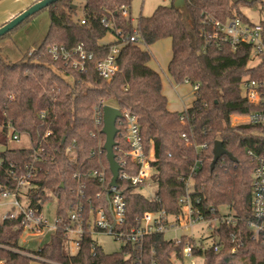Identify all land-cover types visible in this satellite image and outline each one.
I'll list each match as a JSON object with an SVG mask.
<instances>
[{
	"label": "trees",
	"instance_id": "16d2710c",
	"mask_svg": "<svg viewBox=\"0 0 264 264\" xmlns=\"http://www.w3.org/2000/svg\"><path fill=\"white\" fill-rule=\"evenodd\" d=\"M76 1L58 0L44 8L49 13V28L43 42L30 54L27 51L14 61L0 54V193L15 188L18 179L31 170L33 185L27 192L28 203L40 209L54 196L58 225L44 245L30 250L19 243L25 230L23 217L4 218L0 222L2 264H32L37 261L33 255L41 258L40 264L182 261L184 237L176 243L163 233H154L147 235L139 246L127 244L118 251L106 252L100 245L93 248L95 241L88 226L78 251L70 254L66 231L71 225L70 211L80 202L84 205L83 216L89 217L91 208L105 203L102 196L97 197L101 186L89 171L101 162L108 180L112 176L106 153L98 154V140L91 134L93 107L101 100L136 114L145 146L152 142L155 148L154 197L140 192L129 181L118 180L127 201V226L148 211L181 213L179 198L185 193L186 178L200 160L192 194L200 196L206 206L232 205L242 220L236 227L220 224L209 242L202 239L200 246L194 245V255L202 256L204 264H264V243L251 238L246 223L251 218L255 165L247 149L259 150L264 145V125L231 124L232 114L254 110L243 95L241 82L247 74L260 77V71L249 66L246 51L233 50L227 43L206 44L204 37L207 16L227 21L238 15L249 20L241 6L254 7L263 0H185L182 6H175L172 0L169 5L157 6L150 16L140 15L137 21L130 13L132 0H80L86 23H81L77 16V6H73ZM123 6L129 10L128 17L121 13ZM35 14L0 36V42ZM103 19L113 22L127 36L137 29L143 42L123 45L119 69L110 80L99 76L94 68L109 45L100 41L111 30ZM166 38L171 40L167 69L173 81L198 84L192 105L182 111L169 108L162 75L149 64V46ZM80 42L94 53L86 71L54 59L48 51L52 44L70 47ZM42 110H47L43 118ZM11 129L28 137L30 145L10 147ZM119 131L116 140L121 150L115 149L116 156L122 158L120 162L126 160L123 170L135 173L137 165L123 154L129 146L120 124ZM216 140H221L236 160L225 155L212 169ZM192 241L196 243L194 238Z\"/></svg>",
	"mask_w": 264,
	"mask_h": 264
},
{
	"label": "built area",
	"instance_id": "2783aa9c",
	"mask_svg": "<svg viewBox=\"0 0 264 264\" xmlns=\"http://www.w3.org/2000/svg\"><path fill=\"white\" fill-rule=\"evenodd\" d=\"M261 8L264 12V0ZM121 13L123 16L128 17V8L123 6ZM80 22L86 23L85 18L81 17ZM102 22L105 26L111 28L110 31L114 33L115 40L106 43L109 44L107 52L103 57L95 61L94 68L99 76L110 80L119 69L118 57L123 45L128 42L139 44H143V42L137 29H134L133 34L127 36L122 29H117L113 22H108L105 19ZM204 28L206 44L212 42L216 45L227 43L233 50L246 51L250 57L249 62L253 61V65L250 67L260 71V77L257 78L247 74L241 82L243 95L249 103L254 105V110L247 113L232 114L233 123L264 125V18L257 21L250 18L245 20L235 15L227 21H222L212 16H207L204 21ZM48 51L54 59L62 60L79 71H86L89 63L94 60V53L88 50L83 42L70 47L52 44L48 47ZM31 52L32 50L29 51V54ZM192 86L194 90L198 88V84ZM105 104L101 100L93 107L94 129L91 134L98 140V154L104 151L103 146L106 139L102 131L104 126L103 106ZM121 113L122 116L117 119V126L119 128L120 124L124 127V137L129 146V149L123 151V154L128 156L137 165L138 169L135 173L123 170L126 160L123 159L120 162L122 158L116 156L122 166L118 180L129 181L132 186L137 187L139 190V188H146L151 184L150 180L154 173L152 161L155 159V148L152 142L149 147L145 146L138 116L128 110L121 109ZM46 114L47 110H42L40 117L43 118ZM120 134L121 132L119 131L118 135ZM182 135L186 137L185 133ZM10 136L13 141L20 142L21 135L17 131L11 129ZM115 149L121 150L118 145L115 146ZM247 154L254 160L255 165L252 172L251 218L247 219L246 223L251 230V238L264 243V145L259 150L249 147ZM200 162V160L195 162L186 178L185 193L179 198V203L182 207L181 213H167L164 209L155 212L148 211L138 216L136 223L130 226H127L126 219L127 201L119 187L118 180L117 185H111V178L108 180L106 168L100 162V166L89 171V174L100 184L101 191L97 193V197L102 196L105 203L97 208H91L89 217L83 216L84 205L80 202L70 211L71 225L66 227L70 254H75L78 251L84 236L85 227L88 226L90 234L95 241L93 248L99 245L93 237L94 233H104L111 236L115 242L121 243L122 248L123 245L127 244L133 246L141 245L147 235L163 233L165 236V233L169 231H179L181 233L179 236L167 239L180 243L184 237L181 264H185L187 259H195L193 247L194 245L200 246L203 239L201 237L197 240L194 236L199 226L207 225L213 233L220 224L236 227L242 220L232 205L211 203L206 206L203 205L200 196L192 194L194 175L199 168L198 163ZM32 175V171L29 170L26 175L18 179L15 188L0 193L1 197L9 199L6 203L10 205V209L6 212L4 218H17L21 215L25 230L29 229L38 232L47 228V231L53 233L58 227L56 216L54 223L49 224L42 212V208L36 209L28 203L27 192L33 185L31 181ZM82 188L83 184L79 188L80 193H83ZM154 194L150 196L154 197ZM23 198L27 199L26 204L22 202ZM231 237L235 241L236 236L232 234ZM193 238L196 240L195 244L192 241ZM33 256L37 261L41 259L37 255ZM138 260L140 261L141 258H138ZM0 264H2L1 261ZM153 264L156 263L154 262Z\"/></svg>",
	"mask_w": 264,
	"mask_h": 264
},
{
	"label": "rangeland",
	"instance_id": "374dc122",
	"mask_svg": "<svg viewBox=\"0 0 264 264\" xmlns=\"http://www.w3.org/2000/svg\"><path fill=\"white\" fill-rule=\"evenodd\" d=\"M22 0H0V17L8 14L9 11L17 8ZM252 1V0H248ZM172 0H132L130 13L134 21H137L140 15L150 16L153 14L157 6L159 5H169ZM77 6V16H83V3L80 0L76 1ZM262 3L256 2L254 7L243 5L241 10L251 19L260 20L264 18V12L262 11ZM50 24L49 13L46 9L40 10L36 13L28 22L21 24L16 30L13 31L10 37L2 40L0 42V54L4 56H9L11 60H17L22 58L27 51L34 49L39 46L48 31ZM13 39V40H12ZM115 40V35L112 31H109L105 37L100 41L102 43H109ZM152 53V59L150 61V66L162 75L163 82V92L168 98L169 107L172 110L182 111L184 106L189 107L192 105L195 99L194 88L191 84L184 82L177 84L173 81L170 76L167 66L172 54L171 40L166 38L149 46ZM253 65V61L249 62V66ZM234 115V114H233ZM231 124L239 125L233 123V117L231 116ZM8 143L10 147L14 146H29L30 142L28 137L21 136L20 142H15L11 139L10 131ZM0 145V149H2ZM72 155V154H71ZM151 184L146 188H139L141 192L145 195H153L156 191L157 185L150 180ZM9 199H5L0 196V222L3 221L4 215L10 209V205L6 202ZM22 202L27 203V199L23 198ZM55 205L56 198L52 196L46 200L42 205V212L47 219L48 223H54L55 221ZM197 229V228H196ZM195 229V230H196ZM47 228L41 231L34 232L29 229L24 230L22 237L19 240L21 246L36 250L40 246L44 245L50 237ZM181 233L179 231H169L165 233L166 238H172L179 236ZM212 230L207 225H201L198 230L195 231V238L199 240L201 237L206 242H209L212 238ZM93 237L99 243V245L106 252L118 251L121 249V243H117L113 238L104 233H94ZM176 260V259H175ZM195 261V263H193ZM181 264V261H176ZM32 264H40L38 261H33ZM185 264H204V258L202 256H197L195 259H187Z\"/></svg>",
	"mask_w": 264,
	"mask_h": 264
},
{
	"label": "water",
	"instance_id": "95a60500",
	"mask_svg": "<svg viewBox=\"0 0 264 264\" xmlns=\"http://www.w3.org/2000/svg\"><path fill=\"white\" fill-rule=\"evenodd\" d=\"M58 0H38L28 8L15 15L9 21L0 26V36L5 35L24 20H26L29 16L37 13L38 11L44 9L49 4L54 3ZM185 0H175V6L184 5ZM74 7L76 5H73ZM122 116L121 109L110 105L105 104L103 106V117H104V126L103 133L105 134V142L103 149L106 153V157L109 163V168L112 174L110 184L117 185V180L119 177L120 170L122 166L118 162L115 153V146H117L118 142L116 140L119 128L117 126V119ZM229 156L231 159L236 160V158L224 147L223 142L221 140H216L213 145V159L211 161V168L213 169L220 158L223 156Z\"/></svg>",
	"mask_w": 264,
	"mask_h": 264
},
{
	"label": "crops",
	"instance_id": "0c3cea01",
	"mask_svg": "<svg viewBox=\"0 0 264 264\" xmlns=\"http://www.w3.org/2000/svg\"><path fill=\"white\" fill-rule=\"evenodd\" d=\"M36 1H38V0H22V1H20L21 3L17 6V8L9 11L7 15L0 17V26L3 25L5 22L9 21L11 18H13L15 15H17L21 11L25 10L26 8H28L30 5H32ZM184 108H185V106H184Z\"/></svg>",
	"mask_w": 264,
	"mask_h": 264
}]
</instances>
